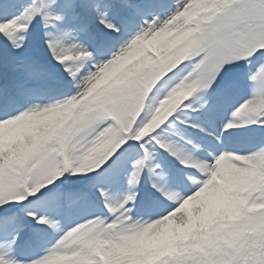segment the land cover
I'll list each match as a JSON object with an SVG mask.
<instances>
[{"label":"snow or ice","instance_id":"6c2138e0","mask_svg":"<svg viewBox=\"0 0 264 264\" xmlns=\"http://www.w3.org/2000/svg\"><path fill=\"white\" fill-rule=\"evenodd\" d=\"M0 264H264V0H0Z\"/></svg>","mask_w":264,"mask_h":264}]
</instances>
